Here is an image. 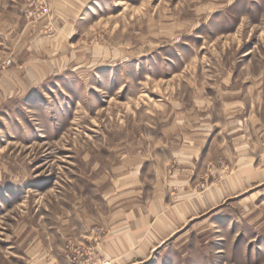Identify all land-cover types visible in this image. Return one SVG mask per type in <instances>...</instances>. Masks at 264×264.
<instances>
[{
  "label": "rangeland",
  "instance_id": "rangeland-1",
  "mask_svg": "<svg viewBox=\"0 0 264 264\" xmlns=\"http://www.w3.org/2000/svg\"><path fill=\"white\" fill-rule=\"evenodd\" d=\"M18 15L42 60L0 111V264L48 245L115 264L88 242L115 205L151 197L194 218L163 220L134 264H264V156L241 131L264 0H0V23ZM82 217L89 236H67Z\"/></svg>",
  "mask_w": 264,
  "mask_h": 264
},
{
  "label": "crops",
  "instance_id": "crops-1",
  "mask_svg": "<svg viewBox=\"0 0 264 264\" xmlns=\"http://www.w3.org/2000/svg\"><path fill=\"white\" fill-rule=\"evenodd\" d=\"M0 26V111L5 108V102L13 95L24 92L30 83L27 81V76H34V69L30 66L27 67L26 61H41L42 51L39 48H31L26 46V30L24 26H20L19 15L12 21L9 26L3 19ZM7 23V25H5ZM51 47V46H50ZM48 49V48H47ZM46 61L52 60L51 48ZM45 52V50H44ZM246 54V53H245ZM264 54V53H263ZM56 55V53H55ZM259 60L264 61V55L260 56ZM56 60V56L53 58ZM11 60L12 65L3 67V62ZM33 64V63H32ZM255 69H248L243 71L249 77L242 85L243 98L241 102L243 105L248 103L246 109L250 116L249 127L246 128V119L241 128L242 133L248 137L251 133L256 141L249 135L251 141L256 142L257 153H244L245 155H258L264 156V64L258 63ZM3 67V68H1ZM29 68V69H28ZM240 103V102H239ZM245 106V105H244ZM246 139V138H245ZM244 140V139H243ZM248 140V138H247ZM244 150L252 149L249 144L243 145ZM253 150V149H252ZM168 201L166 199L158 198H145L137 200L136 203L127 204V201H122L115 205L113 212H110L108 217L103 218L104 222L108 219L110 232L101 242L95 244L88 242V246L98 251L99 254H112L114 256L115 264H134L133 259H136L141 254L153 252L163 240L158 242L157 246L154 245V238L158 234L161 236L162 227L164 226L163 220L175 222L182 220H192L194 207L191 206L190 211L186 209L185 203H176L170 210L164 214L163 210L167 207ZM127 204V205H126ZM195 204V203H194ZM155 206L163 209L160 213L156 214ZM164 207V208H163ZM86 217L80 218V228H73L67 231V236L74 235L75 237L89 236L87 228L88 221ZM176 227V225L172 224ZM166 230H169L165 226ZM161 230V232H160ZM171 230V229H170ZM177 231L173 229L170 233H165L170 236ZM166 237V238H167ZM165 240V239H164ZM87 242V241H86ZM36 249V248H34ZM34 253H38L37 257L33 260L26 261V264H71L66 262L60 255L55 245H48L46 247H38ZM140 254V255H139ZM136 255V256H135ZM135 257V258H134ZM104 259H101L97 264H102Z\"/></svg>",
  "mask_w": 264,
  "mask_h": 264
},
{
  "label": "built area",
  "instance_id": "built-area-1",
  "mask_svg": "<svg viewBox=\"0 0 264 264\" xmlns=\"http://www.w3.org/2000/svg\"><path fill=\"white\" fill-rule=\"evenodd\" d=\"M5 64H6V65L10 64V60H7V61L5 62Z\"/></svg>",
  "mask_w": 264,
  "mask_h": 264
}]
</instances>
